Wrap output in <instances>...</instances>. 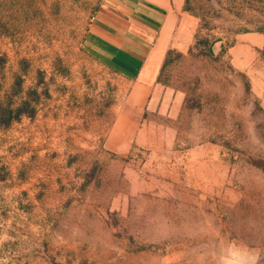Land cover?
Returning <instances> with one entry per match:
<instances>
[{"label": "rangeland", "instance_id": "rangeland-1", "mask_svg": "<svg viewBox=\"0 0 264 264\" xmlns=\"http://www.w3.org/2000/svg\"><path fill=\"white\" fill-rule=\"evenodd\" d=\"M102 1L0 0V264H264V0H185L142 107Z\"/></svg>", "mask_w": 264, "mask_h": 264}, {"label": "crops", "instance_id": "crops-1", "mask_svg": "<svg viewBox=\"0 0 264 264\" xmlns=\"http://www.w3.org/2000/svg\"><path fill=\"white\" fill-rule=\"evenodd\" d=\"M184 2L103 0L86 30L85 50L134 84L138 107L156 90L165 55L183 26Z\"/></svg>", "mask_w": 264, "mask_h": 264}, {"label": "trees", "instance_id": "trees-1", "mask_svg": "<svg viewBox=\"0 0 264 264\" xmlns=\"http://www.w3.org/2000/svg\"><path fill=\"white\" fill-rule=\"evenodd\" d=\"M20 110L18 109V112H19ZM19 115H21V114H19Z\"/></svg>", "mask_w": 264, "mask_h": 264}]
</instances>
